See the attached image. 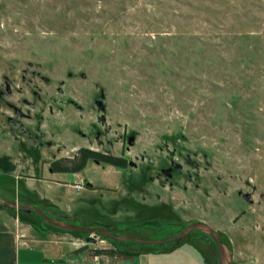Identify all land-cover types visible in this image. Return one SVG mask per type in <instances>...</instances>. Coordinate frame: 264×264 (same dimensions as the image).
Masks as SVG:
<instances>
[{"label":"rangeland","instance_id":"374dc122","mask_svg":"<svg viewBox=\"0 0 264 264\" xmlns=\"http://www.w3.org/2000/svg\"><path fill=\"white\" fill-rule=\"evenodd\" d=\"M80 147L127 166L51 172ZM4 153L16 170L0 171V185L20 200L61 195L66 222L160 239L203 221L243 253L238 264H264V0H0ZM172 162L181 168L167 176ZM30 215L38 235L113 247ZM198 235L219 264L200 230L160 245L203 259ZM127 241L136 255L161 249Z\"/></svg>","mask_w":264,"mask_h":264},{"label":"crops","instance_id":"0c3cea01","mask_svg":"<svg viewBox=\"0 0 264 264\" xmlns=\"http://www.w3.org/2000/svg\"><path fill=\"white\" fill-rule=\"evenodd\" d=\"M1 155H9L16 167L13 155L10 153ZM15 170L16 168L13 171ZM72 173L77 174V172ZM18 174L17 177L19 179L24 178L25 183L29 182V185H32L33 180L39 179L35 174L28 172ZM51 181L56 180L52 178ZM76 184H79V187ZM59 185L61 184L59 183ZM71 186L76 189V193H79L83 188L81 182L75 180H73ZM0 198H11L18 203L36 205L57 219L62 221L68 219V215L58 205L62 199L61 195L52 197L41 193L32 197L25 194L24 198L22 197L23 200H20L18 193L12 197L5 187L0 185ZM15 209L10 206L0 207V264H148L146 260L143 261V258L147 256H158V258L156 257V263L153 262L152 264H216L215 255L203 235H198L194 239L199 243L197 249L203 253V259L198 257L197 254L190 255L185 252L181 254L184 257L182 259L180 257L177 259L176 257L168 258L173 251L178 252L181 249L179 246L167 250L148 251L134 256L94 254L92 253L94 248L80 243L79 240L58 239V236L61 235L65 237L68 234L66 232L52 234L51 236L38 235L36 231L34 232L33 226L39 223V220L30 215V212L23 216ZM83 246H86V248L81 250L80 248ZM231 255L230 264H238L244 260L243 253L236 252L233 249Z\"/></svg>","mask_w":264,"mask_h":264},{"label":"water","instance_id":"95a60500","mask_svg":"<svg viewBox=\"0 0 264 264\" xmlns=\"http://www.w3.org/2000/svg\"><path fill=\"white\" fill-rule=\"evenodd\" d=\"M133 142V138L131 137L129 139V143ZM174 166H176V163H173ZM245 199L248 201H251L250 199V194L246 193L243 195ZM0 205L4 206H10L13 208H17L21 211L24 212H30L34 211L37 214H39L43 219L48 221L49 223L53 224L56 227L67 229V230H79V231H87V232H93V233H101L103 235H107L110 238L118 241H135V242H140V243H145V244H161L165 242H169L172 240L184 238L189 232L192 230H200L203 232H206L213 242L216 244L218 248V255H219V264H230L231 263V249L223 242L220 240L217 231L212 228L208 223L203 222V221H194L191 224L187 225L182 231L179 233L165 237V238H160V239H142L139 237H134V236H129V235H117L109 231L108 229L104 227H84V226H77L75 224H71L66 221H62L60 219L54 218L49 216L45 211H43L39 206L32 205V204H25V203H18L15 200H10V199H3L0 198Z\"/></svg>","mask_w":264,"mask_h":264},{"label":"trees","instance_id":"16d2710c","mask_svg":"<svg viewBox=\"0 0 264 264\" xmlns=\"http://www.w3.org/2000/svg\"><path fill=\"white\" fill-rule=\"evenodd\" d=\"M89 160L105 162L107 164L120 168H125L127 166L126 159L122 157H116L113 155L104 154L89 147H80L76 150V152L72 156H62L57 159L51 160L49 163V167L52 172H78L81 171L87 165ZM14 169H15V164L12 162L11 157L9 155H0V171L10 172L13 171ZM3 206L4 205H0V207ZM17 210L19 214L23 216L27 215L26 214L27 212L21 211L19 209ZM101 236L103 238L108 239L112 243L113 247L109 249L100 248V247L94 248L92 249V253L94 254L103 253L109 255L117 254V255L132 256L139 253V250L135 251L130 249L128 241L114 240L109 236L103 234ZM176 240H180V239H176ZM155 245L156 244L151 246H155ZM85 248L86 246H83L80 249L83 250ZM160 248L162 250L166 249V247L161 245Z\"/></svg>","mask_w":264,"mask_h":264},{"label":"flooded vegetation","instance_id":"af4514ba","mask_svg":"<svg viewBox=\"0 0 264 264\" xmlns=\"http://www.w3.org/2000/svg\"><path fill=\"white\" fill-rule=\"evenodd\" d=\"M104 154L111 155V154H109V153H107V152H104ZM187 162H188L189 164L193 163V162L190 161L189 159H187ZM173 163H174V162H172L171 167H167V168H163V169H162L163 173L166 174L167 176H171V175H172V168H181V166H180V165H177V163H176V166H174Z\"/></svg>","mask_w":264,"mask_h":264},{"label":"built area","instance_id":"2783aa9c","mask_svg":"<svg viewBox=\"0 0 264 264\" xmlns=\"http://www.w3.org/2000/svg\"><path fill=\"white\" fill-rule=\"evenodd\" d=\"M79 187V184H76Z\"/></svg>","mask_w":264,"mask_h":264}]
</instances>
